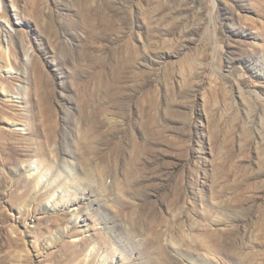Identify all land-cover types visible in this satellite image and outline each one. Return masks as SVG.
Instances as JSON below:
<instances>
[{
    "label": "rangeland",
    "instance_id": "rangeland-1",
    "mask_svg": "<svg viewBox=\"0 0 264 264\" xmlns=\"http://www.w3.org/2000/svg\"><path fill=\"white\" fill-rule=\"evenodd\" d=\"M0 264H264V0H0Z\"/></svg>",
    "mask_w": 264,
    "mask_h": 264
},
{
    "label": "bare ground",
    "instance_id": "bare-ground-1",
    "mask_svg": "<svg viewBox=\"0 0 264 264\" xmlns=\"http://www.w3.org/2000/svg\"><path fill=\"white\" fill-rule=\"evenodd\" d=\"M5 20V19H4ZM7 68H8V70H10L11 69V67H10V65L8 64L7 65ZM5 90V89H4ZM6 91V90H5ZM31 164V163H30ZM31 166L35 169V170H38V165H36L35 163H33V164H31ZM41 178L42 177H44V175L42 174L41 176H40Z\"/></svg>",
    "mask_w": 264,
    "mask_h": 264
}]
</instances>
